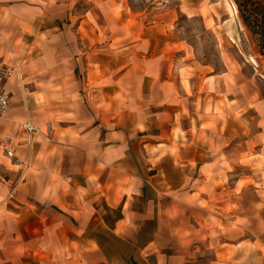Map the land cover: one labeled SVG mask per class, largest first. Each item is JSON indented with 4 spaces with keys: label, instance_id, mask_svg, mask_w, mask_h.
<instances>
[{
    "label": "crops",
    "instance_id": "obj_1",
    "mask_svg": "<svg viewBox=\"0 0 264 264\" xmlns=\"http://www.w3.org/2000/svg\"><path fill=\"white\" fill-rule=\"evenodd\" d=\"M75 1L0 0V61L13 69L0 247L12 222L32 245L18 259L36 263L74 264L77 246L78 264H185L199 245L208 264H264L250 216L264 215V101L224 79L196 94L164 28L129 24L113 0L102 29L95 5ZM26 121L39 128L30 143Z\"/></svg>",
    "mask_w": 264,
    "mask_h": 264
},
{
    "label": "rangeland",
    "instance_id": "obj_2",
    "mask_svg": "<svg viewBox=\"0 0 264 264\" xmlns=\"http://www.w3.org/2000/svg\"><path fill=\"white\" fill-rule=\"evenodd\" d=\"M122 1L127 5L128 10L134 13L128 21L129 24L150 26L157 23L171 36L170 42H178V47L182 51L176 53V59L186 64L181 70L186 87L188 83L184 78L188 76L191 79L193 91L198 95H204L206 93L204 89L217 90L223 85L221 80L224 79L226 92L231 95H238L239 98H244L245 102L257 98L264 101V55L259 53L255 37L244 26L238 11L236 16H230L225 0ZM112 3L113 0H77L73 4V10L87 11L95 5L104 27L110 24L104 22L106 15L114 11V8L111 10L108 8ZM134 17H140L141 21L136 23ZM116 24L113 23L112 26ZM103 27L102 29H105ZM207 83L208 86H206ZM188 93L190 94V90ZM206 109L209 110L207 107ZM251 114L253 111L248 113L249 116ZM249 170V167H244V185L250 183L247 176ZM233 173L235 174V170ZM244 200L245 205L250 206L253 198L247 195ZM250 216L255 219L254 225L258 228L259 239H264V215L254 213ZM14 228V224L9 222L4 249L0 247V264H44L27 258L18 259L20 254L18 250L26 247L25 252L28 253L32 245L29 244L30 239L26 231H23L25 233L24 236L22 234V240L14 238L17 233ZM186 236L188 237V234ZM190 249H195L196 254L185 264H208L211 254L204 252L206 251L204 246L198 245ZM70 250L69 258H73L74 264H78L77 246L70 247ZM185 250H189V247H185ZM261 251L264 253V247Z\"/></svg>",
    "mask_w": 264,
    "mask_h": 264
},
{
    "label": "trees",
    "instance_id": "obj_3",
    "mask_svg": "<svg viewBox=\"0 0 264 264\" xmlns=\"http://www.w3.org/2000/svg\"><path fill=\"white\" fill-rule=\"evenodd\" d=\"M238 15L264 55V0H233Z\"/></svg>",
    "mask_w": 264,
    "mask_h": 264
},
{
    "label": "built area",
    "instance_id": "obj_4",
    "mask_svg": "<svg viewBox=\"0 0 264 264\" xmlns=\"http://www.w3.org/2000/svg\"><path fill=\"white\" fill-rule=\"evenodd\" d=\"M12 67L0 61V117L9 109L10 106V93L4 87V82L12 72ZM27 133V142H31L33 135L39 131V128L26 121L23 125ZM2 152L6 155H11L8 147L4 146Z\"/></svg>",
    "mask_w": 264,
    "mask_h": 264
},
{
    "label": "bare ground",
    "instance_id": "obj_5",
    "mask_svg": "<svg viewBox=\"0 0 264 264\" xmlns=\"http://www.w3.org/2000/svg\"><path fill=\"white\" fill-rule=\"evenodd\" d=\"M225 6L228 9L230 16L234 17L237 15V10L234 2L232 0H225ZM230 18V17H229ZM234 19V18H233ZM17 74V73H16ZM19 74V73H18ZM30 147V146H29ZM9 158V157H8Z\"/></svg>",
    "mask_w": 264,
    "mask_h": 264
}]
</instances>
